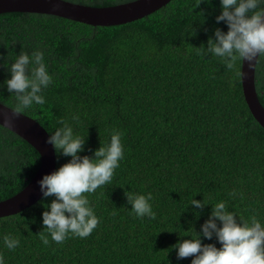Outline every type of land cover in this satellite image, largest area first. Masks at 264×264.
<instances>
[{
    "label": "trees",
    "instance_id": "16d2710c",
    "mask_svg": "<svg viewBox=\"0 0 264 264\" xmlns=\"http://www.w3.org/2000/svg\"><path fill=\"white\" fill-rule=\"evenodd\" d=\"M107 7L134 0H64ZM170 0L127 24L90 26L51 15L0 14V103L14 109L3 82L7 65L20 51L40 50L53 83L45 103L24 114L48 134L61 119L86 135L92 156L119 131L124 157L112 181L88 196L100 223L86 238L44 245L41 213L53 199L0 218V252L7 264H191L176 259L172 245L198 232L211 206L195 219L191 198L264 222V130L251 116L237 68L219 58L201 57L216 24L219 0ZM207 30V33L205 32ZM194 31V35H191ZM191 35V36H189ZM255 89L264 107V57L255 67ZM77 116L78 121L72 117ZM69 157L55 153V170ZM36 150L0 126V201L20 192L38 170ZM153 194L156 219L137 218L125 191ZM187 209V210H186ZM19 247L8 250L2 237ZM202 243H214L204 238Z\"/></svg>",
    "mask_w": 264,
    "mask_h": 264
},
{
    "label": "clouds",
    "instance_id": "9594fccd",
    "mask_svg": "<svg viewBox=\"0 0 264 264\" xmlns=\"http://www.w3.org/2000/svg\"><path fill=\"white\" fill-rule=\"evenodd\" d=\"M219 7L215 23L223 22L227 30L213 28L207 37V46L196 47L197 54L219 58L229 70L244 63L252 65L258 57H264V0H219ZM191 32L194 35V31ZM7 72L10 78L3 82V86L15 100L13 117L45 103L43 93L53 83V78L42 51L35 50L30 54L20 51L8 63ZM242 75L236 71L237 78ZM72 120L78 121V117L73 116ZM59 123L61 126L47 136L45 143L51 145L57 155L69 159L37 181L42 200L53 197L41 213L39 236L44 245L49 244V236L60 244L69 237L83 239L93 233L100 219L85 194H92L110 184L124 157L119 131L110 134L107 145L92 150V156L80 155L85 150L86 135L76 132L73 125L63 119ZM124 196L137 218L156 219L151 192L141 195L129 190ZM207 205L211 208L199 231L191 226V235L185 236L189 239L171 246L176 251L177 261L192 257L191 264H264V222L256 215L248 220L238 216L223 200L212 205L192 197L187 209L192 206L193 217L198 219L200 211ZM201 238L215 239L220 247L214 243H202ZM19 243L11 235L2 237L3 247L10 251L19 247ZM0 264H7L2 252Z\"/></svg>",
    "mask_w": 264,
    "mask_h": 264
},
{
    "label": "water",
    "instance_id": "95a60500",
    "mask_svg": "<svg viewBox=\"0 0 264 264\" xmlns=\"http://www.w3.org/2000/svg\"><path fill=\"white\" fill-rule=\"evenodd\" d=\"M170 0H134L123 4L92 7L64 0H0V14L33 13L60 17L90 26H116L143 18L162 8ZM258 59V58H257ZM241 64L242 94L245 104L255 120L264 130V107L260 104L255 89V67ZM13 110L0 103V126L16 134L36 150L40 157L37 172L29 183L14 196L0 201V218L15 215L29 208L42 198L37 181L55 170V152L45 143L49 135L33 118L24 114L13 117Z\"/></svg>",
    "mask_w": 264,
    "mask_h": 264
}]
</instances>
